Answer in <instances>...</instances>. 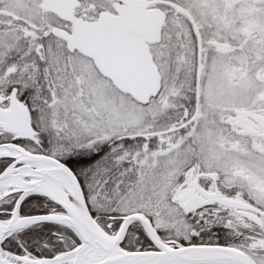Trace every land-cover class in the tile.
<instances>
[{"label": "snow or ice", "instance_id": "1", "mask_svg": "<svg viewBox=\"0 0 264 264\" xmlns=\"http://www.w3.org/2000/svg\"><path fill=\"white\" fill-rule=\"evenodd\" d=\"M0 264H264V0H0Z\"/></svg>", "mask_w": 264, "mask_h": 264}]
</instances>
